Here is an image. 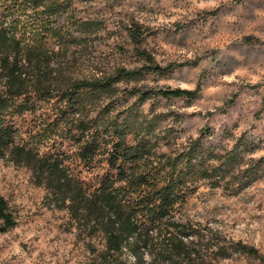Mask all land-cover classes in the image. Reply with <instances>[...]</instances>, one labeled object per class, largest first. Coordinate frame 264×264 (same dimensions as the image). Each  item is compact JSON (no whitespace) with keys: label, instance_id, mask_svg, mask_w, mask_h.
Masks as SVG:
<instances>
[{"label":"rangeland","instance_id":"rangeland-1","mask_svg":"<svg viewBox=\"0 0 264 264\" xmlns=\"http://www.w3.org/2000/svg\"><path fill=\"white\" fill-rule=\"evenodd\" d=\"M70 17L93 19L100 28L86 36L75 33L76 41L66 47H53L54 67L62 78L105 75L117 66L137 68L146 63L142 54L158 65L183 64L164 77L149 74L120 84L121 89L199 88L192 99L155 97L139 105L144 114H166L160 126H171L176 134L161 152L202 131L203 140L217 149L230 148L240 137L251 149L242 152L244 157L264 156V0H82L73 4ZM131 29L139 30L137 39L129 35ZM135 99L113 100L105 109L114 117ZM34 105L11 117L19 142L61 153L85 183L108 172L103 157L81 162L77 146L59 133L61 124L54 126L57 98ZM44 196L27 167L0 159V198L16 220L13 228L0 232V264H87L89 238L75 228L67 210L48 206ZM179 213L211 230L212 243L240 242L260 255L220 257L213 247L203 264H264V178L235 195L200 186ZM91 241L98 244L100 238Z\"/></svg>","mask_w":264,"mask_h":264},{"label":"trees","instance_id":"trees-1","mask_svg":"<svg viewBox=\"0 0 264 264\" xmlns=\"http://www.w3.org/2000/svg\"><path fill=\"white\" fill-rule=\"evenodd\" d=\"M77 1L82 0H0V159L27 167L44 187L48 206L67 210L75 228L89 238L87 264H203L213 247L220 257L237 252L260 257L240 242L212 243L211 230L183 219L179 211L200 186L235 195L264 178V156L244 157L251 149L240 137L230 148L217 149L203 140L202 131L161 152L176 134L171 126L161 128L166 114H144L139 105L155 97L192 99L199 88L121 89L120 84L149 74L167 76L181 63L158 65L142 54L146 63L137 68L62 78L53 47H66L76 41L75 33L86 36L100 28L93 19L67 18ZM129 35L137 39L140 33L131 29ZM128 97L137 103L110 117L106 105ZM51 98H57L59 115L52 122L61 124L59 133L77 146L79 160L91 164L104 158L108 172L94 183L72 173L61 153L17 140L11 117ZM15 224L1 197L0 232ZM93 236L100 243H93Z\"/></svg>","mask_w":264,"mask_h":264}]
</instances>
